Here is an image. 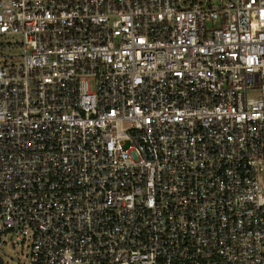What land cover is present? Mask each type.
Masks as SVG:
<instances>
[{
	"label": "built area",
	"instance_id": "2783aa9c",
	"mask_svg": "<svg viewBox=\"0 0 264 264\" xmlns=\"http://www.w3.org/2000/svg\"><path fill=\"white\" fill-rule=\"evenodd\" d=\"M4 35L0 264H264V0H0Z\"/></svg>",
	"mask_w": 264,
	"mask_h": 264
},
{
	"label": "rangeland",
	"instance_id": "374dc122",
	"mask_svg": "<svg viewBox=\"0 0 264 264\" xmlns=\"http://www.w3.org/2000/svg\"><path fill=\"white\" fill-rule=\"evenodd\" d=\"M20 37L12 35H4L0 37V40L4 43L8 42L7 45L0 48V51L3 54H15L18 55L22 52V48L18 45H15V42L19 40ZM264 167V166H263ZM261 178L263 177L262 182H264V169L260 171ZM6 254L4 255L5 264H23L24 257L20 252L19 247L8 246L5 248Z\"/></svg>",
	"mask_w": 264,
	"mask_h": 264
}]
</instances>
